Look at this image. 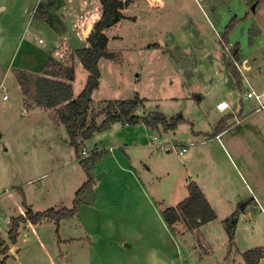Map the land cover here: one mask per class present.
<instances>
[{
    "label": "rangeland",
    "instance_id": "374dc122",
    "mask_svg": "<svg viewBox=\"0 0 264 264\" xmlns=\"http://www.w3.org/2000/svg\"><path fill=\"white\" fill-rule=\"evenodd\" d=\"M51 1L0 0V240L8 247L6 262L135 264L130 257L121 261L123 255L116 242L122 237L131 239L134 245L158 244L159 259L166 258L161 257L159 245L169 241L181 257L176 264H245L241 261L244 252L258 248L264 252V109L256 110L259 104L254 98H244L252 90L264 102V0H162L161 18L148 14V8L133 7L130 10H137L141 17L136 27L125 25L119 32L122 39L116 42L105 33L111 37L108 48L117 59L100 61L101 89L93 97V105L97 108L105 97L131 100L136 93L147 102L135 115L150 116L159 111L185 120L174 131V137L170 133L167 137L179 139L180 143L193 142L185 147L186 154L194 149L201 152L188 167L192 181L200 184L215 206L217 219L211 226L197 235L188 233L184 239L160 224L98 227L92 224L91 212L83 208L93 202L92 196V200L84 199L78 209L86 224L85 232L75 227L71 218L64 222L61 231L59 227L58 233L54 222L32 227L22 223L16 242L11 243L7 234L9 222L26 211L23 201L33 212L59 206L70 208L82 185L77 184L84 171L76 163L74 150L65 143L64 127L52 128L46 116L30 108L25 114L27 106L19 98L12 73L15 60L30 62L37 54L30 50L26 56L24 44L19 51L24 40L35 44L41 37L46 43L49 34L53 37L47 30L52 27L49 21H54L60 11L47 12ZM75 1L87 4L89 0L70 1L69 8H77L75 15L80 16L81 9ZM231 21L233 29L223 39L225 26ZM34 27L38 30L30 33ZM233 69L240 81L237 90ZM87 74L83 66L74 71L76 93L81 92ZM244 78L251 87L242 84ZM3 95L8 97L6 102ZM221 101L235 105L233 117L227 115L230 110L217 112L216 105ZM44 110L54 121L55 109ZM219 118L226 131L215 140L220 132L216 130ZM186 121L194 124L195 131L205 133L192 141ZM163 131L159 126L147 136L164 137ZM170 156L169 168L160 162L159 170L174 173L169 178L162 177L160 186L168 181L180 183L179 178L184 175L180 160L173 153ZM227 218L235 225L233 244L224 228ZM200 234L209 248L198 245ZM79 237L78 243H66V239ZM140 250L137 255L142 260L146 253L144 248ZM152 251L148 250V256ZM257 264H264V256Z\"/></svg>",
    "mask_w": 264,
    "mask_h": 264
},
{
    "label": "crops",
    "instance_id": "0c3cea01",
    "mask_svg": "<svg viewBox=\"0 0 264 264\" xmlns=\"http://www.w3.org/2000/svg\"><path fill=\"white\" fill-rule=\"evenodd\" d=\"M70 1L72 0H58L59 3L55 2L54 0L51 1L47 12L50 14V11H55V12L60 11V15H57L56 18L54 17L55 18L54 21L53 20L49 21V22H53L54 27H50V29L49 28L47 29L51 34H54L53 35L54 38L52 37V35L49 34L48 36L49 41L46 42L48 43L47 45L45 43V40H43L41 37L39 39H42V42H39L40 40L38 39L37 43L35 44H33L31 41L26 42L24 40L21 43V47L19 51L21 50L24 44L26 56L29 55L28 51L30 50L36 51L37 54L32 57L30 62H26L22 59L17 63L15 60L13 64H16V69L36 74L39 73L40 69L47 63L49 59H52L55 62V64L62 63L61 54L57 52V47L59 46L60 39L64 40L73 52L88 47V43L86 42V40L84 39V37L81 35V33L77 28V23L74 17V15L78 13V11H75V9L77 10V8L75 7L69 8V6H71ZM75 3L79 8V2L75 1ZM163 6L164 4L162 0H135V1L131 0L129 5L121 12L123 18L120 22V25L117 28L106 30L105 33L107 36L110 35L115 42L120 41L122 37L119 32L122 30V28L125 25L136 27L139 24L140 22L139 19L141 17L139 16L138 11L136 9L148 8L150 10L148 14H153L154 18L157 19L159 17L160 18L162 17V11L159 9L163 8ZM133 7L136 8L135 12H132L130 10ZM154 9H156L157 11L156 13H153ZM35 28L36 27H34L33 31H30V33L32 32L35 33L34 32ZM53 29H54V33H53ZM111 37H108V42L106 45V52L110 54L111 52H113L110 51L108 48L111 43ZM135 38L137 37L135 36ZM149 44H147L146 46H148ZM39 45H43L44 49H42V47ZM103 59L105 58L100 59V61ZM100 61L98 63V66L100 64ZM80 66L82 67V64L77 59H75L74 71L76 70V68H79ZM8 67H10V64L8 65ZM99 72L101 77L103 73L101 72L100 67H99ZM14 81L16 82V80ZM74 83L75 80H73L71 83L73 89V95L74 97H77L80 93H76L74 89ZM242 84L248 86L245 79L243 80ZM16 87H17V92L19 94V98L22 100V103H24V105L27 106L26 108H24L25 114L27 112V108H30L32 111H38L41 115L46 116L48 118V124L52 128L59 129L60 127H64L61 124L54 123V121L47 115L44 108L36 106L32 102L27 101L24 98V96L21 94L17 82H16ZM234 87H235L234 89L237 90L236 86ZM207 88H209V86ZM100 89L101 87L99 82L98 88L92 94V99L93 97L96 98ZM135 95L136 93L133 94L132 99L134 98ZM113 99L115 101H125L116 98ZM141 100H144V98ZM6 101L7 100H3V102ZM99 101L100 102L98 103L97 108H95L92 101L91 103L92 112L96 113L100 111L102 108H104L108 102L110 101L114 102L112 98H107V97L101 98ZM146 102H143V104L146 105ZM98 108L99 110L96 111L95 109ZM156 109L157 106H155V110ZM215 109L217 110V108ZM228 110L230 111L229 114L227 115H231L233 117L235 112V105L229 104V108L226 111ZM256 110H260V109H256ZM226 111L224 112L217 111V112L220 114L222 113L224 114ZM154 112H159V111H154ZM165 116L168 120L174 117V115H165ZM221 118H219L216 121V124L218 121L223 120ZM103 119L104 116H99L96 122L100 123ZM183 121L185 122L184 119H182L181 122ZM186 122L189 125L191 131V135H189L188 137L192 141H193L192 138L197 139L198 137L202 136V134L205 133L200 130L195 131L194 124L189 121ZM214 126L216 127V125ZM177 127L173 131H163L164 137L152 136L151 138H149L147 136L148 135L147 132L154 131V129L147 128L144 124L129 125V124H123L121 122H117L110 125L105 131L100 133H95L91 139L85 140L83 142V147L85 149H86L85 146L87 145L86 143L89 144L87 148L88 150L86 149L89 154L87 158L95 160V164L91 172L94 180L92 186L94 200L90 205H83L84 210L91 212V215L93 216L92 218L93 225H98V227L99 225H105V227H107L108 229L110 228L119 229V227L128 228L131 224L144 225V226H148L151 224V226L153 227L155 225L160 224L168 232L170 233L173 232L163 220L161 216V212L164 208L177 206L178 203H180L183 199H185V197L187 196V188H186L187 184L192 181V172L188 167V164L192 163L196 155L201 153L199 149L196 150L194 149L187 154L185 153L186 149L183 154L180 155L178 153L180 147L185 148L188 145H192L193 142H190L188 144L180 143L181 140L179 139H174V138L170 139L169 137H167L168 133L173 134L174 137L175 135L174 131L177 132ZM224 131H226L225 128L222 132H219V134L215 135L216 137L215 140H218L220 135ZM170 142L172 143L170 144ZM65 143L69 145L67 134H66ZM171 153H173L175 157H177L180 160L181 168L182 170H184V175L180 176L179 178L180 183H178V180H176L173 183L168 181V183L160 186L159 182L161 181L162 177L169 178V176L171 174L173 175L174 173V171L169 169L168 171H164V172H160L161 169L159 170L160 162H163L167 166V168H169ZM76 163L78 164V166H80L77 159H76ZM86 180L87 178L85 172H83V177L80 178V181L78 182L77 185H79L80 183L83 184ZM195 183L199 186V188L205 195L209 205L214 210L215 214H217L214 204L210 202L206 193L203 191V188L197 182ZM60 208H62V206L53 209L58 210ZM79 211L73 217H71V219L72 220L74 219L75 227H78L80 230L83 229V232H85L84 226L86 224L80 218ZM95 215L98 216V219L95 218ZM216 219H217V215H216ZM216 219L200 226L197 229L198 232L199 231L201 232V230L203 231L204 228H206L207 226H211V224H213L216 221ZM67 221L68 219H64L60 221L59 223L60 231L62 229L64 222ZM5 222H9V219H6ZM43 222H53V221L45 220ZM27 225L32 227L41 224H36V225L27 224ZM174 233L176 235H180L181 238L183 239L186 237V234L188 233L193 234L189 231L188 227L182 222H178L175 225V231L173 232V234ZM198 239L200 240L198 245L202 249L209 248L208 246L206 247V245H208V241L205 242V237L202 234H200V238ZM80 240H81L80 237L69 238L66 239V243L72 241L78 243L80 242ZM59 242L60 243L62 242L61 237H59ZM168 242L167 243L161 242V244L159 245L161 257H163V255L166 257L160 259L157 258L158 244H156L155 246L152 243H141L140 245L138 244L134 245L131 239H125L124 237H122L121 240L117 241L116 244L117 247L119 248L118 252L123 255L121 257V261H123V259L126 257H130L131 260L132 259L135 260V264H176L181 259L180 254H177L175 248L172 245H169ZM140 248H144L146 253V256H143L142 260H140L139 256L137 255L141 251ZM149 249L153 250L151 256H148ZM11 258L15 260V257L11 256ZM241 261L244 262L243 259ZM6 263L11 264V261L8 259ZM89 264H91V261H89ZM123 264H134V261H126Z\"/></svg>",
    "mask_w": 264,
    "mask_h": 264
},
{
    "label": "trees",
    "instance_id": "16d2710c",
    "mask_svg": "<svg viewBox=\"0 0 264 264\" xmlns=\"http://www.w3.org/2000/svg\"><path fill=\"white\" fill-rule=\"evenodd\" d=\"M130 2L129 0H89L87 4H84V1H80L79 8L82 15H74V17L77 28L88 43V47L73 52L68 44L61 39L57 52L61 54L62 63L55 64L52 59H49L36 74L19 69L12 70L21 94L27 101L42 108L55 109L56 118L54 122L64 126L68 144L73 148L76 159L87 178L75 192L70 208L62 207L58 210L50 208L42 212H33L23 201L25 213L11 218L9 222L10 228L7 234L12 244L16 242L20 224L36 225L45 220L53 221L56 225V233H58L60 221L73 217L84 199L92 200L94 180L91 172L95 160L81 157V148L85 140L91 139L95 133L103 132L117 122L129 125L144 124L150 129H157L161 126L164 131H173L182 121L179 117L172 118L170 121L160 112H155L150 116L135 115V111L141 105L143 106L144 102L137 95L129 101H110L96 113L91 111L92 94L99 85L98 63L102 58L117 59L114 55L106 52L108 38L105 31L120 25L123 18L121 12ZM49 23L54 27L52 22ZM232 26V21L225 26L222 34L223 39H226V35L232 31ZM75 59L88 72L86 84L77 97L73 95L71 84L74 80ZM231 72L235 86L239 88L240 81L235 69ZM99 116H104V119L97 123L96 120ZM219 124L220 126H217L216 130L222 132L225 128V126L223 127V120H220ZM186 188L187 196L185 199L175 207L164 208L161 216L173 232L175 225L182 222L190 232L197 235V229L203 224L215 220L216 214L195 182H189ZM223 223L228 240L233 244L234 222L227 218ZM2 242L0 240V264H6L8 247ZM241 256L245 264H257L263 258L264 252L260 248L251 249Z\"/></svg>",
    "mask_w": 264,
    "mask_h": 264
},
{
    "label": "built area",
    "instance_id": "2783aa9c",
    "mask_svg": "<svg viewBox=\"0 0 264 264\" xmlns=\"http://www.w3.org/2000/svg\"><path fill=\"white\" fill-rule=\"evenodd\" d=\"M244 79H245V78H244ZM245 80H246V79H245ZM246 82H247L248 86H250L247 80H246ZM244 98H245V99L254 98V99L258 102V104H259L258 109H264V102H262V100H261V95H258V94H256V93H254L252 90H250V91L248 90V91L246 92ZM7 99H8L7 95H3V96H2V100H7ZM216 108H217L218 111H220V112H224V111H226V110L229 108V104H228L227 102H225V101H221V102H219V103L216 105ZM173 148H175V147H173ZM184 151H185V148H184V147H180L178 153L181 155V154L184 153ZM88 156H89L88 151H87L84 147H82V148H81V157H82L83 159H85V158H87Z\"/></svg>",
    "mask_w": 264,
    "mask_h": 264
},
{
    "label": "water",
    "instance_id": "95a60500",
    "mask_svg": "<svg viewBox=\"0 0 264 264\" xmlns=\"http://www.w3.org/2000/svg\"><path fill=\"white\" fill-rule=\"evenodd\" d=\"M199 98H200V96H197V97H196V99H199Z\"/></svg>",
    "mask_w": 264,
    "mask_h": 264
}]
</instances>
